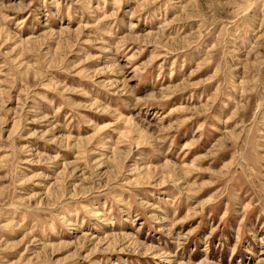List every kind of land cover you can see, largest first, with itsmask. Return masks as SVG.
<instances>
[{"label": "rangeland", "instance_id": "obj_1", "mask_svg": "<svg viewBox=\"0 0 264 264\" xmlns=\"http://www.w3.org/2000/svg\"><path fill=\"white\" fill-rule=\"evenodd\" d=\"M0 264H264V0H0Z\"/></svg>", "mask_w": 264, "mask_h": 264}, {"label": "bare ground", "instance_id": "obj_2", "mask_svg": "<svg viewBox=\"0 0 264 264\" xmlns=\"http://www.w3.org/2000/svg\"><path fill=\"white\" fill-rule=\"evenodd\" d=\"M166 183H163V185H165Z\"/></svg>", "mask_w": 264, "mask_h": 264}]
</instances>
